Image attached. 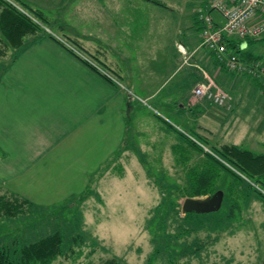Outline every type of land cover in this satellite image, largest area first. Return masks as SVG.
I'll use <instances>...</instances> for the list:
<instances>
[{"label": "crops", "instance_id": "crops-1", "mask_svg": "<svg viewBox=\"0 0 264 264\" xmlns=\"http://www.w3.org/2000/svg\"><path fill=\"white\" fill-rule=\"evenodd\" d=\"M21 1L50 11V33L62 39L55 28L63 32L68 43L118 76L121 85L107 81L48 36L23 50L8 73L7 86H0V164L12 171L6 178L14 188H52L65 174L63 178H73V191L64 199L82 194L90 176L122 151L132 133L153 122L140 118L138 123L136 99L145 107L154 103L151 112L164 125L165 137L179 141L171 145L176 150L185 145L178 132L190 133L161 116L160 109L216 139L215 125L225 126L231 116L209 102L205 107L210 114L201 104L191 106L194 86L206 74L230 93L235 110L238 103L231 91L249 81L257 85L250 77L218 72L215 56L202 48L196 12L208 0H185L187 12L177 18L163 14L174 11L168 0H50L49 9L41 0ZM137 90L144 96H137ZM36 196L35 191L24 193L29 200Z\"/></svg>", "mask_w": 264, "mask_h": 264}, {"label": "rangeland", "instance_id": "rangeland-1", "mask_svg": "<svg viewBox=\"0 0 264 264\" xmlns=\"http://www.w3.org/2000/svg\"><path fill=\"white\" fill-rule=\"evenodd\" d=\"M168 1L174 11L163 10L164 15L177 18L186 14L185 0ZM41 3L48 9L51 6L50 0H41ZM40 11L47 18L51 14L48 10ZM212 17L222 22L217 12H212ZM55 31L66 41L63 32L56 28ZM0 50H4L2 44ZM5 52L8 53L0 56V86H7L8 73L16 64L10 67L12 51ZM250 52L259 56L264 65V42L253 45ZM86 57L97 63L95 58ZM99 67L104 71L100 74L103 78L121 85L118 76ZM7 68V73L1 75ZM219 84L217 86L221 87ZM248 84L236 91L230 90L238 103L235 110L232 96L224 89L231 99L223 111L231 119L223 127L215 125L216 139L205 137L197 129L191 130L170 110L160 109L161 116L169 117L195 136L185 134L202 150L197 153L185 146L186 163L180 160L181 154H177L179 148H171L176 142L173 136L165 137L164 125H160L151 112L154 103L149 102V107H145L136 99L133 104L138 109V123L140 118L153 122L143 127H138L137 123L136 132L132 133L122 151L90 176L82 194L64 199L73 191L70 186L73 178H63L65 174L57 177L59 183L52 188H14L6 178L11 177L8 176L10 170L0 164V196L11 200L19 198V202H23L17 215L0 216V248L34 243L61 232L65 238L64 253L53 264H104L115 258L119 264H264V178L259 182L248 178L214 154L215 148L223 144L238 145L255 154H264V91L253 81ZM186 87L191 88L192 84L188 82ZM135 93L142 97L145 92L137 90ZM205 102L191 94V106L196 109L201 104L208 111L205 114L212 113L205 107ZM1 152L0 147V161L3 158ZM206 155L221 160L243 181H235L227 175V179L219 184L225 193L221 210L185 219L182 204L186 198L178 199V191L185 185L186 170L201 164ZM231 183L236 189H231ZM80 189L78 186L77 190ZM29 190L35 191L37 200L24 197ZM164 199L178 200L180 213L165 212L163 207V212L157 214L155 209ZM231 213L233 216L228 218ZM160 218L164 219L161 224ZM186 230L188 234L184 233ZM172 235L180 238H171ZM201 243L205 247L200 253L184 257Z\"/></svg>", "mask_w": 264, "mask_h": 264}, {"label": "trees", "instance_id": "trees-1", "mask_svg": "<svg viewBox=\"0 0 264 264\" xmlns=\"http://www.w3.org/2000/svg\"><path fill=\"white\" fill-rule=\"evenodd\" d=\"M153 2L161 5L157 1ZM47 24L49 25V19L43 15L42 11L31 8L21 0H0V44H2L4 47L3 51L0 50V56H5L8 53L5 52V50H11V67L16 63L18 55L23 50H25L34 42L40 40L42 37L48 36L61 44L74 56L79 58V56L74 51L69 50L61 42V40L55 36H52V34L49 32L50 29ZM261 42H264V37L259 40L250 38L246 40H225L229 51L237 54L243 61L248 63L260 62L259 57L250 52V49L253 48V45ZM70 44L79 50L74 44ZM245 44H247L246 48L242 49ZM216 63L218 67L219 63L217 61ZM87 65L96 73L101 74L97 69H94L89 64ZM8 69L9 68L4 70L1 75H5ZM221 71L227 70L222 68ZM254 80L257 81V86L261 88L262 91H264L263 84L257 79ZM178 133L185 139L184 147L188 146L191 147L190 150L196 151L197 153L198 151L202 153V150L193 140H191V138L181 132ZM192 137L195 138V136ZM184 147L179 148V151L177 149V154H181L180 160L186 163L188 161V157L184 151ZM214 154L248 178H255L258 182L264 178V154H255L251 150L237 145H223L221 147H217L215 148ZM221 160L213 155H206L204 161L201 164L192 168H188L185 172V185L182 186L181 190L178 191V199L199 198L214 195L219 190H222L219 187V184L224 180V178L227 179V175L232 176L235 181H243V178L233 172ZM230 187L231 189H236L233 183H231ZM26 201L28 202V200ZM22 203L23 202H19V198L11 200L6 196H0V216L3 214L8 216L17 215L18 212L21 211ZM163 207L166 209L165 212L175 211V213H180L177 209V207H179L178 200L174 201L172 199H164L163 202L156 207V213L159 214L160 212H163ZM184 216L185 219H190V217L199 215L186 214ZM232 216L233 215L231 213L228 218ZM161 219L162 218H160L159 224H161L164 220ZM188 232L189 231L186 230L184 233L188 234ZM171 238L179 239L180 237L172 235ZM64 244V235L61 232H56L34 243H20L14 247L6 246L0 248V264H53V262L57 260L58 257L63 255ZM204 247L205 245L201 243L192 251L185 253L184 257L200 253ZM104 264H119V262L118 259L115 258L106 261Z\"/></svg>", "mask_w": 264, "mask_h": 264}, {"label": "built area", "instance_id": "built-area-1", "mask_svg": "<svg viewBox=\"0 0 264 264\" xmlns=\"http://www.w3.org/2000/svg\"><path fill=\"white\" fill-rule=\"evenodd\" d=\"M211 12H217L222 22L218 23ZM196 14L202 27L201 46L215 55L219 63L218 70L224 68L239 76L252 77L264 86V65L261 62L243 61L237 54L230 52L225 43L226 39L259 40L264 37V0H208ZM59 40L84 62L94 66L101 74L104 73L99 65L91 62L70 43ZM179 48L182 50V46ZM204 78L193 88L192 95L200 101H206L224 109L231 99L229 94L206 74Z\"/></svg>", "mask_w": 264, "mask_h": 264}, {"label": "water", "instance_id": "water-1", "mask_svg": "<svg viewBox=\"0 0 264 264\" xmlns=\"http://www.w3.org/2000/svg\"><path fill=\"white\" fill-rule=\"evenodd\" d=\"M225 193L220 190L214 195L201 198H186L182 204V213L206 215L221 210L224 202Z\"/></svg>", "mask_w": 264, "mask_h": 264}]
</instances>
